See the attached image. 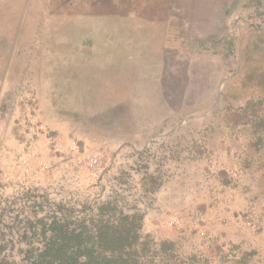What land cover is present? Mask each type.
Masks as SVG:
<instances>
[{
  "label": "rangeland",
  "instance_id": "obj_1",
  "mask_svg": "<svg viewBox=\"0 0 264 264\" xmlns=\"http://www.w3.org/2000/svg\"><path fill=\"white\" fill-rule=\"evenodd\" d=\"M146 176L150 264H264V0H0V264Z\"/></svg>",
  "mask_w": 264,
  "mask_h": 264
},
{
  "label": "trees",
  "instance_id": "obj_2",
  "mask_svg": "<svg viewBox=\"0 0 264 264\" xmlns=\"http://www.w3.org/2000/svg\"><path fill=\"white\" fill-rule=\"evenodd\" d=\"M137 192L138 198L129 199L117 187L110 195L91 203L85 201L81 209L56 207L51 215L40 216L31 231L41 245L27 248L23 261L25 264H150L147 258L150 241L140 235L148 198L155 192L149 176L142 179Z\"/></svg>",
  "mask_w": 264,
  "mask_h": 264
}]
</instances>
